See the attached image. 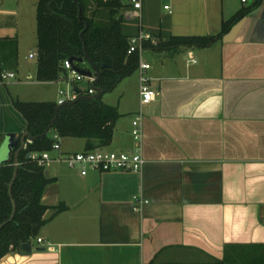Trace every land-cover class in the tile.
<instances>
[{
  "label": "crops",
  "instance_id": "obj_1",
  "mask_svg": "<svg viewBox=\"0 0 264 264\" xmlns=\"http://www.w3.org/2000/svg\"><path fill=\"white\" fill-rule=\"evenodd\" d=\"M122 1L128 38H216L205 47L143 51L157 95L142 108L141 170L81 175L49 162L41 197L47 221L31 241L45 250L24 255L17 247L0 264H264V0H140V19ZM37 3L0 0V66L15 73L0 83V164L6 135L28 131L14 102H57L70 86L37 80V62L26 63L36 60ZM95 9L85 2L88 16ZM105 12L99 8L95 19L104 21ZM131 76L138 92L129 95L124 79L103 101L132 117L137 70ZM119 119L106 146L131 151V123ZM59 144L77 152L87 143L65 137ZM134 196L147 201L138 210Z\"/></svg>",
  "mask_w": 264,
  "mask_h": 264
},
{
  "label": "trees",
  "instance_id": "obj_2",
  "mask_svg": "<svg viewBox=\"0 0 264 264\" xmlns=\"http://www.w3.org/2000/svg\"><path fill=\"white\" fill-rule=\"evenodd\" d=\"M86 1L77 0L81 6L79 18L78 5L74 0H38L37 80L55 81L66 78L64 61L70 57H83L84 48L93 63H104L106 66L100 70V77L97 79V85L102 89L98 96L84 95L58 109L57 103L50 101L14 102V108L26 122V129L37 137L25 140V147L18 153L17 173L10 192L14 165L0 164V225L4 223L0 228V258L16 250L21 242L32 241L47 221L45 213L49 207L41 202V197L51 179L45 176L46 166L39 165L36 160L27 157V154L50 151L55 141L54 134L59 138H85L87 150L108 145L121 114L116 106L103 101V95L137 70L139 57L137 52L127 53L129 38L122 31L123 18L119 14L128 5L122 0H95L96 9L88 16L85 12ZM99 8L106 11L102 22L95 19ZM228 24H224L222 33L228 30ZM215 38L183 37L166 41L155 37L156 43L147 40L143 46L144 49L153 50L178 45L205 47ZM75 65L79 67L77 62ZM3 70L5 69L0 66V72ZM50 124L47 134L40 136ZM12 201L15 211L10 219L13 212Z\"/></svg>",
  "mask_w": 264,
  "mask_h": 264
},
{
  "label": "built area",
  "instance_id": "obj_3",
  "mask_svg": "<svg viewBox=\"0 0 264 264\" xmlns=\"http://www.w3.org/2000/svg\"><path fill=\"white\" fill-rule=\"evenodd\" d=\"M132 3L133 11L130 15L140 19V0H130ZM165 9L168 6H164ZM150 40L152 43H156V40L148 33L139 32L137 35L129 38V47L127 53L137 52L139 57L137 73L139 77V109L138 112L133 116L131 120L130 135L135 142V147L131 151H119V150H105L102 147H97L95 149H85L77 152H61L59 137L54 134L53 137L55 141L52 144V149L57 151L56 155H51L50 151H44L41 153H28L29 157L36 160L39 165L46 166L49 162H61L64 163L69 168H76L81 175L87 174L89 171H133L138 172L141 170L145 159L142 155V139H143V106L152 102L157 95L156 89L152 88L149 82V78L146 74L147 70L150 68L149 63L143 61L142 53L145 50L143 43ZM30 57L33 55L30 54ZM64 68L67 71L65 80L68 85L71 86L70 93L65 89H59L57 105H64L69 102L75 101L82 95H94L96 93L97 79L98 77L92 72L90 76H85L78 73L74 68H72L70 62L65 60ZM15 77L13 71L3 70L0 72V83H5ZM87 81L88 90L87 92H76L75 86L77 83L82 81ZM25 147V143H24ZM23 147V148H24ZM133 200L135 202V209H139V205L147 202L142 200L139 196H134ZM41 238H37V242H41Z\"/></svg>",
  "mask_w": 264,
  "mask_h": 264
},
{
  "label": "water",
  "instance_id": "obj_4",
  "mask_svg": "<svg viewBox=\"0 0 264 264\" xmlns=\"http://www.w3.org/2000/svg\"><path fill=\"white\" fill-rule=\"evenodd\" d=\"M76 3H77V0H74ZM78 9H79V12H78V17L80 18V15H81V6L80 4H78ZM86 60L89 62L90 66H91V70L90 69H82V68H79L75 65V62H78V61H82V60ZM68 61L70 62L72 68H74L78 73L82 74V75H85V76H90L92 74V72L99 78L100 77V70L102 68H104L106 66V64L104 63H93L91 61V59L89 58L85 48H84V56L83 57H70L68 59ZM88 90V84H87V81H82V82H79L76 84L75 86V91L76 92H80V91H83V92H87ZM102 92V89L100 87H97L96 89V93L94 95H90V97H95V96H98L100 93ZM84 96V95H82ZM61 105H58L57 106V109L60 107ZM53 122V121H52ZM51 122V124H52ZM51 124L48 126V128L44 131V133L40 136H44L45 134H47V132L49 131L50 127H51ZM7 137V149H8V153H7V157L6 159H4L2 161V164H9L11 163V161L13 162L14 164V175H13V178H12V181L10 182L9 184V192L11 191V186H12V182L16 176V173H17V167H18V153L23 149L24 147V143H25V138L28 137L29 140H33L35 139L37 136H32L29 131H26L24 133H22L21 135H19L18 133H8L6 135ZM19 144V147L17 148ZM27 157H29V154H27ZM45 176H47V172L45 171ZM13 202V212L10 216V219L13 217V214H14V211H15V204H14V201ZM4 223H2L0 225V228L2 227ZM32 250H35V251H42V250H45V247H42V246H33V243L31 241H26V242H21L19 245H18V251L20 252V254H30L32 252Z\"/></svg>",
  "mask_w": 264,
  "mask_h": 264
},
{
  "label": "rangeland",
  "instance_id": "obj_5",
  "mask_svg": "<svg viewBox=\"0 0 264 264\" xmlns=\"http://www.w3.org/2000/svg\"><path fill=\"white\" fill-rule=\"evenodd\" d=\"M92 2H95V0H92ZM26 49L28 50V47H27ZM26 49H25V50H26ZM27 52H28V51H27ZM26 63H27V64H30V65H32V64L35 65L36 60H35V58H33V59H26ZM77 63H78V66H79L80 68H83V69H90V70L92 69L91 66H90V64H89V62L86 61L85 59L82 60V61H78ZM124 79H125L126 82H128L130 93H131V89H132V93L129 94V95L132 96V95L135 93V91L138 92V83H136V82L134 81V76L126 77V78H124ZM124 79H122V80H124ZM150 82H151V86H154V81H150ZM117 85H118V84H117ZM117 85H116V86H117ZM64 87H65V88L67 89V91L70 93V91H71V86H66V85H64ZM110 93H112L110 97L113 98V97L116 95L117 90H115L114 92H107V93H106V97H107ZM137 112H138V109L133 113L132 117L130 116L129 113H124L123 115L120 116V119H119V120H120V122H122V124H123L124 127H126V123L128 122V120H129L130 123H131V120H132L133 116H134ZM130 118H131V119H130ZM130 129H131V124H130ZM130 129H129V131H130ZM106 149H107V150H111V149H113V147H111V146H106ZM55 153H56V150H53V149L50 150V154H51L52 156H53ZM35 241H36V237H35Z\"/></svg>",
  "mask_w": 264,
  "mask_h": 264
}]
</instances>
